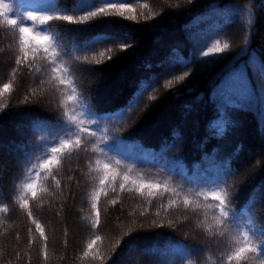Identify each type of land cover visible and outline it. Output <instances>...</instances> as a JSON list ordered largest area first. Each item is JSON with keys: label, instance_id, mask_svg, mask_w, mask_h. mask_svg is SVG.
I'll return each mask as SVG.
<instances>
[{"label": "trees", "instance_id": "obj_1", "mask_svg": "<svg viewBox=\"0 0 264 264\" xmlns=\"http://www.w3.org/2000/svg\"><path fill=\"white\" fill-rule=\"evenodd\" d=\"M86 2L52 0L70 15ZM127 2L133 12L125 17L48 25L58 37L59 66L73 70L85 111L101 118L99 128L88 126L97 136L86 137L91 140L86 150L63 157L53 172L55 180L39 169V162L51 155L49 145L59 146L52 141L71 88L59 85L41 58L50 53L41 50L35 59L30 54L29 64L17 66L18 31L0 21V89L4 83L11 86L0 96V264H227L242 237L229 224L216 225L218 201L210 195L204 199L206 188L216 185L227 184L242 230H247L245 217L264 230V81L258 75L264 63V0ZM19 3L23 11L25 0ZM132 15L135 20L127 19ZM217 41L229 48L202 58L204 45ZM85 46L92 50L83 51ZM184 71L189 76L165 87ZM234 72L247 92L237 107L228 109L227 123L220 127L222 89ZM252 89H257L255 95H250ZM66 110L80 115L74 103H67ZM122 111L126 119L119 118ZM101 140L111 151L93 155ZM106 156L112 158L117 179L101 185ZM230 171L235 174L228 175ZM125 174L159 182L163 194L149 197L144 189L141 195L135 191L139 181L125 182ZM33 179L35 200L24 189ZM97 191L100 222L94 229L91 203ZM184 198L190 201L187 207ZM23 200L26 209L20 207ZM260 258L250 254L244 264H259Z\"/></svg>", "mask_w": 264, "mask_h": 264}, {"label": "snow or ice", "instance_id": "obj_2", "mask_svg": "<svg viewBox=\"0 0 264 264\" xmlns=\"http://www.w3.org/2000/svg\"><path fill=\"white\" fill-rule=\"evenodd\" d=\"M147 7V5H144ZM21 6L19 0H0V21L13 32L18 31V46L20 55L16 57L15 64L17 66L27 65L31 61L29 59L30 54L32 59L37 57V54L42 50L45 55L41 57L47 62V66L51 68V71L55 73L54 79L59 82V85H67L71 88V94L67 95V100L65 102V111L62 115V123L59 124V134L52 141L53 144L59 143L58 147H53L49 145L51 155L42 159L39 162V169L43 170L48 176H51L55 180L53 172L58 170V166L62 163V159L65 156H71L73 152H78L81 150H86V144L90 143L91 140H86V137L94 138L97 136V131L90 129V125H96L99 128L100 117L94 115L91 110L85 111L87 105L82 104V98L79 96L77 88L74 84L73 70L67 66H59L61 63L62 52L58 46V37L56 34L49 31L48 25L52 21H65L69 24H83L94 18L98 17H109L118 16L125 17V13L133 12V8L127 2V0H98V3H93L91 0H87L82 6L77 5L76 10L73 14H67L68 9L59 10L58 6L52 3V0H25L24 10H20ZM76 11L84 12V15L77 16ZM149 16L147 19H151ZM127 19L135 20L136 16H128ZM26 21L31 22V27L26 26ZM43 41V43H41ZM207 50L202 51V58H212L218 54L225 52L229 48L228 43H224L222 46L217 41L212 47H207ZM83 51H91L92 49L85 46L82 48ZM110 51V50H109ZM101 56L104 55L103 52L100 53ZM207 62V60H205ZM181 66L180 62H177V67ZM183 67H188L185 63ZM15 71V69H13ZM258 75L261 81H264V63L259 65ZM189 72L184 71L183 75L176 76L174 80L170 79L166 82L165 87L169 88L174 82L183 81ZM11 90L10 83H4L2 89H0V96L5 92ZM257 89H252L250 95H255ZM247 92L246 86L244 85L241 76L234 72L231 73L228 80L225 81L222 94H221V109L218 111L219 119L217 124L223 127L227 120L224 119L227 116L228 109L237 107L240 100L243 98L244 94ZM264 92V90H261ZM154 99V97H152ZM67 103H74L80 110L79 117L75 114L69 115L66 110ZM139 100H137V104ZM2 107V106H0ZM119 118L126 119L125 111L121 112ZM110 119V118H109ZM219 129L214 127L213 131L216 132ZM74 137V139H73ZM103 144L104 147H101ZM100 144L96 148L92 149L93 155L99 151L101 154H105L111 151V146L107 145L104 140H101ZM108 162L103 163L102 171L104 175L100 179V184L104 185L106 181H116L117 172L111 164V156H106ZM98 167L101 165V161L98 159L96 161ZM121 160L115 161V166L117 168L121 167ZM33 170H35L36 165L33 164ZM132 169L128 168V173H131ZM235 174L234 171H230L228 175ZM37 176L40 175L39 172L36 173ZM71 179V177H69ZM125 182H130L131 184L138 186L135 191L143 195V190L148 189V196L154 197L156 195H162L159 190L162 187L159 182H145L143 177H138L137 179H131L129 174L123 176ZM57 186H59V181H56ZM225 184V188H227ZM120 188H125V183H120ZM225 188H219L218 185L211 188H206V193L204 195L205 201L208 200L209 195L213 201H218L215 208L219 210L218 215L215 216L216 225L229 224L230 228H234L238 236L242 237V240L237 241L238 246L235 247L229 255H227V264H244L248 261L250 254H257L261 258L259 259V264H264V230H258L254 226L252 219L250 217H245V223L243 228L247 230L244 231L241 228L240 217L232 210L230 207L231 200L229 192ZM24 189L31 194L33 200L37 198V183L33 179L31 182L24 184ZM170 189L167 185L163 186V191L168 192ZM41 191H46V189H41ZM173 191H175L173 189ZM100 193L94 192L92 196L91 207L96 212V222L92 224V228H97L100 222V214L97 210V201L99 199ZM115 203V201H113ZM175 201H172L170 206L175 205ZM183 204L187 207L190 205L188 198H184ZM22 209L28 207L27 200H23L20 204ZM208 208H213L212 204L207 205ZM7 211V209H4ZM28 216L32 219V213L29 211ZM32 222L36 226V230L40 233L42 239H47L45 233L40 223L33 219ZM100 237L96 236L95 240H99ZM95 240L93 243H95ZM89 249L92 248V244H88ZM85 256L89 253L85 251Z\"/></svg>", "mask_w": 264, "mask_h": 264}, {"label": "rangeland", "instance_id": "obj_3", "mask_svg": "<svg viewBox=\"0 0 264 264\" xmlns=\"http://www.w3.org/2000/svg\"><path fill=\"white\" fill-rule=\"evenodd\" d=\"M1 152V151H0Z\"/></svg>", "mask_w": 264, "mask_h": 264}]
</instances>
